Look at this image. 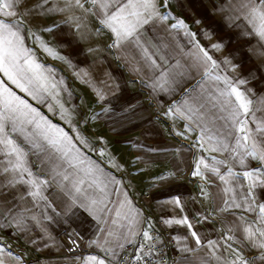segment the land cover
Listing matches in <instances>:
<instances>
[{
  "label": "crops",
  "instance_id": "obj_1",
  "mask_svg": "<svg viewBox=\"0 0 264 264\" xmlns=\"http://www.w3.org/2000/svg\"><path fill=\"white\" fill-rule=\"evenodd\" d=\"M128 2L19 0L15 17H0L14 23L49 90L33 98L0 80L67 136L58 149L34 125L6 126L31 175L0 151V261L115 264L155 215L181 264H240L238 255L264 264L245 231L264 228V36L253 14L264 0H152L147 9L134 0L127 12L147 23L118 41L101 21ZM232 88L251 101L247 113ZM183 218L191 229L166 223ZM73 231L86 241L68 255L58 236Z\"/></svg>",
  "mask_w": 264,
  "mask_h": 264
},
{
  "label": "snow or ice",
  "instance_id": "obj_2",
  "mask_svg": "<svg viewBox=\"0 0 264 264\" xmlns=\"http://www.w3.org/2000/svg\"><path fill=\"white\" fill-rule=\"evenodd\" d=\"M90 2L93 5L99 4L101 8L107 7V0H90ZM13 3H19V0H0V17H15L17 15L15 11L10 10ZM75 4L83 7L80 0H75ZM137 6L134 0H129L128 4L118 8L116 12L108 15L101 21L111 28L118 41L133 36L140 23H147V20L141 21L139 19L141 15L139 12H127V9L136 8ZM142 6L146 9L149 7L154 8L152 0H143ZM253 14L259 20L260 34L264 36V12H260L257 15V10L253 9ZM128 16L137 17V21L133 23L128 20ZM162 18L166 19L167 17ZM178 24L184 26L182 21H179ZM173 27H177V25H173ZM213 47H219V45H213ZM46 51L51 52L50 49H46ZM201 51L204 50L201 49ZM204 56L208 60L212 59L208 56L207 52H204ZM212 63L213 66H215V62L213 61ZM0 73H3V75L7 77V80L11 81V83L22 92L28 93V95L33 96V98H37L40 91L46 92L49 90L48 80L47 77L43 75L41 66L31 58L29 50L23 46V39L19 31L15 30L14 23L8 22L5 19H0ZM29 73L31 75H28ZM241 83H243V81H241ZM31 85H35V88L30 87ZM232 93L235 94L236 99L239 101V107L243 112L247 113L251 101L244 97L236 88H232ZM8 125H11V130L13 132L23 131L24 125H34L36 129L40 130V135L47 140L50 145L58 149L67 141V136L62 132V129H59L57 126L47 121L46 118L41 116L25 99L16 95L5 81L0 80V146H2L0 147V151H5L6 154L15 156V162L12 167L16 171L21 173L28 172L29 175H31L24 163L23 150L9 137L6 130V126ZM244 138L248 139L247 136ZM261 159L264 160V156H262ZM8 170V168L3 169L4 172ZM199 174V171L193 173V175ZM244 175L246 177L251 176V173L246 172ZM66 178L67 177H65V179ZM27 183L35 184L34 181H28ZM32 194L38 195L39 193L36 192ZM173 202L176 204L180 203L179 200ZM260 212L264 213V205L260 206ZM166 223L182 224L187 225L189 229L192 228V224L189 223L187 218L166 221ZM260 223L264 224V219H262ZM245 231L247 232L246 239L250 240L254 246L264 249V228H257L255 232L251 229H245ZM257 233H259V240L256 239ZM191 235L196 237V242L199 244L200 239L197 233L193 231ZM144 236L146 239H150L147 231L144 232ZM228 239H232V237H228ZM261 258L264 259V256ZM237 260L240 264H247L239 255L237 256ZM89 261H96L97 264H104L103 260L97 261L96 257H90ZM0 264H3V262L0 261Z\"/></svg>",
  "mask_w": 264,
  "mask_h": 264
},
{
  "label": "built area",
  "instance_id": "obj_3",
  "mask_svg": "<svg viewBox=\"0 0 264 264\" xmlns=\"http://www.w3.org/2000/svg\"><path fill=\"white\" fill-rule=\"evenodd\" d=\"M141 198L146 200L149 195L143 194ZM152 222L153 225L147 231L150 239L140 236L137 240L124 244L114 260L115 264H181L172 231L158 216L152 215ZM58 237L68 255L80 252L86 241L78 231L61 233ZM1 248H8L2 240Z\"/></svg>",
  "mask_w": 264,
  "mask_h": 264
}]
</instances>
